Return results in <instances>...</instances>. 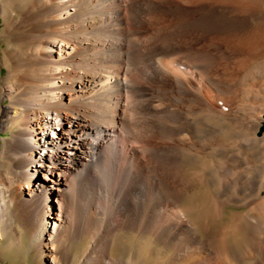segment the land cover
<instances>
[{"label":"bare ground","instance_id":"1","mask_svg":"<svg viewBox=\"0 0 264 264\" xmlns=\"http://www.w3.org/2000/svg\"><path fill=\"white\" fill-rule=\"evenodd\" d=\"M184 3L0 0V40L9 48L1 50L6 74L0 80L7 84L1 98L9 100L15 128L0 147V203L29 229L41 264H71V244L85 238L78 264L149 262L151 254L140 262L110 256L116 235L125 231L151 237L159 250L170 252L172 264H264V194L225 220L228 240L218 251L179 208L191 182L183 171L189 159L184 147L190 139L195 149L203 146V100L198 86L165 61L176 53L179 68L184 47L197 43L193 34L223 23ZM165 19L170 24L160 34L156 25ZM229 160L212 170L216 180L210 176L219 210L264 193L262 180L249 173L253 168L246 167L249 174L233 171ZM201 169L194 180L204 174L207 181ZM92 173L111 177L110 195L103 186L97 197ZM146 186L155 195L141 206Z\"/></svg>","mask_w":264,"mask_h":264},{"label":"rangeland","instance_id":"2","mask_svg":"<svg viewBox=\"0 0 264 264\" xmlns=\"http://www.w3.org/2000/svg\"><path fill=\"white\" fill-rule=\"evenodd\" d=\"M184 2L186 9H200L203 13H211L223 20L218 28L193 34L196 36L197 43L191 45L192 48L190 46L189 49L184 47V59H182L184 66L179 65L177 68L176 53L168 55L170 59L167 56L168 60L165 61L171 69L175 65L172 70L180 73L186 81L188 78L189 82L196 84L201 92L203 110L200 111V115L202 114L200 118L203 146L198 151L191 145L190 139L187 142L188 146L186 144L187 147H184L189 159L184 162L183 171L187 178L190 176L188 179L191 182L182 192L179 208L184 209L203 239L212 245L215 242L214 247L218 251L220 244L228 240V237H225L227 224L225 220L228 221L247 211L248 208L254 206V203L261 201L264 194L260 193V197H256L258 199L253 198L246 205L240 206L228 202L219 210L213 204L216 188L210 181V176L217 179L213 171L223 167V160L228 158L229 162H233L232 165L235 164L233 171L246 172L248 168H253L252 171L248 169L251 171L249 173L252 176L255 173L256 176L253 177H258L255 179L262 180L264 183V0H184ZM165 22L164 24L163 20L158 24L159 26L156 25V30H159L160 34H163L168 23L170 24L169 19H165ZM1 28L2 22L0 21ZM7 47L8 45L4 44L1 39L0 63H2V51ZM8 51L6 50V54L10 55ZM190 53L191 55H188ZM199 63L202 64L199 65ZM197 64L199 69L194 66ZM0 74L2 77L6 74V68L3 66L0 67ZM2 80H0V147L3 143H7V139L12 138V133L15 131L8 119L12 111L8 108L9 100L1 98L2 87L7 86ZM47 134H51V131ZM252 140L253 143H251ZM230 155L234 156L235 160H233L234 157L231 159ZM191 160L192 163H190ZM3 162L7 165V161ZM203 166L207 181L204 180V174L194 180V173L196 170H202ZM92 174L94 191H98L97 197L101 195L103 186V189L106 188L107 194L110 195L111 177L108 175L104 180L102 176L99 179L98 174L94 176ZM149 181L154 186L158 185L155 176L150 175ZM146 187L145 194L141 191V195L143 194L141 206L146 203L149 195L151 198L155 195L148 191L150 187ZM0 212V264H41L34 252L29 229L23 223L10 218L1 209V203ZM79 216L81 219V214ZM104 218L103 220H106ZM211 219L213 221L210 224ZM104 232L103 230L98 231L97 240L101 239ZM137 233L125 231L117 234L110 256L119 258L120 255L121 258H128L131 255L136 258L137 262H140L145 261L144 258L151 254L152 259L146 264H172L167 259L169 251L159 250L160 248L153 243L151 237L145 236L142 232ZM87 246V238L83 241L75 240L71 244L70 249L73 257L75 256L71 264H78L76 258L85 252Z\"/></svg>","mask_w":264,"mask_h":264}]
</instances>
